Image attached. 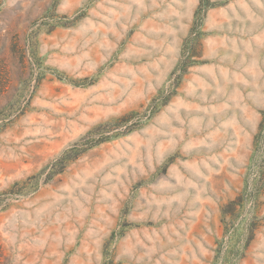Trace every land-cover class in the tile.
<instances>
[{"label":"rangeland","instance_id":"obj_1","mask_svg":"<svg viewBox=\"0 0 264 264\" xmlns=\"http://www.w3.org/2000/svg\"><path fill=\"white\" fill-rule=\"evenodd\" d=\"M0 264H264V0H0Z\"/></svg>","mask_w":264,"mask_h":264}]
</instances>
